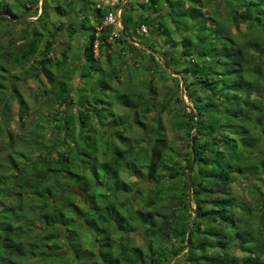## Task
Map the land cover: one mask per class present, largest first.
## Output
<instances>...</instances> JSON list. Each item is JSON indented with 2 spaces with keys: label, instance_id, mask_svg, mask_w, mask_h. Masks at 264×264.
Returning a JSON list of instances; mask_svg holds the SVG:
<instances>
[{
  "label": "trees",
  "instance_id": "16d2710c",
  "mask_svg": "<svg viewBox=\"0 0 264 264\" xmlns=\"http://www.w3.org/2000/svg\"><path fill=\"white\" fill-rule=\"evenodd\" d=\"M40 2L0 0V264H168L184 247L173 264H264V0H164L168 13L136 18L124 3L118 36L90 1L93 21L70 22L90 32L76 91L79 67L52 55L63 26L49 30ZM143 25L180 47L164 65L191 78L193 106L173 120L181 152L162 112L149 123L157 103L114 87L100 64L112 37L139 38Z\"/></svg>",
  "mask_w": 264,
  "mask_h": 264
},
{
  "label": "rangeland",
  "instance_id": "374dc122",
  "mask_svg": "<svg viewBox=\"0 0 264 264\" xmlns=\"http://www.w3.org/2000/svg\"><path fill=\"white\" fill-rule=\"evenodd\" d=\"M14 3L24 0H12ZM45 0H41L39 6H43V2ZM46 10L48 16L46 17L48 20V28L49 30H54L58 25L62 24L63 28L57 33L55 44L53 48V56L56 59L62 60L64 58L63 53L67 52L68 63H66V68L71 69L74 66H78L79 70L74 75V79L72 85L75 88V91L78 90L80 86H82L83 81L81 80V74L83 73V66L85 64V59L83 57V46L84 43L88 40L90 32L80 31L70 32L71 25L70 22H77L81 20H85L86 17H90V20H93L94 17V8L90 7L89 0H46ZM82 4H81V2ZM95 3L101 5L103 7V13L109 12V7L112 5V0H93ZM121 2V0H119ZM145 4L146 10H153L151 12L152 15H157L159 10H161L162 5V13H168L169 6L167 2L164 0H146ZM155 1L157 5H155ZM208 5L209 9L214 7V0H204ZM70 2V4H69ZM141 2V1H140ZM164 2V4H162ZM224 4H221V8H223ZM61 6L60 9L57 7ZM157 7L156 11L154 7ZM207 8V7H206ZM42 9L38 11L37 15H30L29 18L36 19L41 14ZM156 11V12H155ZM33 14V13H31ZM133 14V13H132ZM138 14H134L135 18ZM222 16L227 17V14L222 11ZM226 19V18H225ZM94 24L95 21L93 22ZM106 25V23H104ZM100 28V27H99ZM98 28V29H99ZM144 28H147L144 30ZM143 28L139 29V38L129 40L126 43H120L114 41L112 37L110 40L112 45L110 47H106V51L103 55H100V64L103 67L102 69L105 71L107 77L109 74H112L113 71L116 70L117 75L112 85L114 87L118 86L121 90H124L126 86L131 87L130 90H125L128 95H131V98H135L138 96L139 92L143 93L144 98L148 97L152 100V102L157 103L156 109H153L152 112L147 116L150 119L149 123L157 124V116L162 112V124L164 125L169 138L175 139L180 148L179 152L182 151L184 144L188 140V137L183 131L182 127H175L173 120L176 118H182L181 114L183 112V108L190 109L193 106V102L190 98L191 96V87L187 82L191 79L188 74L181 75L177 74L172 69L166 67L164 65V61L169 57H177L180 53V47L174 46L173 43H166L162 38V35H159L157 32H152L150 28L146 25ZM238 30V34L241 36L247 31L246 24H241L240 28H233V31L236 32ZM46 38L43 42H45ZM148 51H147V50ZM95 51L98 53V48L95 46ZM107 53L112 55V62H109L106 58ZM157 54V58L153 57V55ZM37 58L39 57L36 56ZM27 66H30L28 63ZM20 67L16 66V70ZM54 70H57L56 67ZM59 75V72L57 71ZM182 76V77H181ZM98 77V75H96ZM175 77H180L178 80ZM29 85L32 88L38 90H44L50 88V84L45 80L43 76L34 77L31 76L29 79ZM84 86V85H83ZM151 86L153 87V93L151 91ZM30 89H27L29 91ZM123 91V92H125ZM31 93V91H29ZM172 94H175L177 97L181 96L184 100L183 102H177L176 100L172 102L171 109L163 110L162 103L171 97ZM14 111L18 112V105H14ZM116 111L118 114L123 115L127 110H125L122 106H116ZM132 117L130 121H132ZM138 128V127H136ZM56 129L50 127L49 133L56 135ZM136 134H141L142 131L136 129ZM135 179L134 177H132ZM245 198L249 203L253 202L252 195L253 191L251 190V184L244 182ZM182 255V254H181ZM180 255V256H181ZM178 256V257H180ZM176 259V258H175ZM173 264V263H172Z\"/></svg>",
  "mask_w": 264,
  "mask_h": 264
},
{
  "label": "built area",
  "instance_id": "2783aa9c",
  "mask_svg": "<svg viewBox=\"0 0 264 264\" xmlns=\"http://www.w3.org/2000/svg\"><path fill=\"white\" fill-rule=\"evenodd\" d=\"M101 6V5H98ZM112 9L109 10V13L105 17V23L108 26H112V36H118L122 30V6L119 0H112ZM145 25H143V28ZM147 28H144L146 30ZM97 46V45H96Z\"/></svg>",
  "mask_w": 264,
  "mask_h": 264
},
{
  "label": "crops",
  "instance_id": "0c3cea01",
  "mask_svg": "<svg viewBox=\"0 0 264 264\" xmlns=\"http://www.w3.org/2000/svg\"><path fill=\"white\" fill-rule=\"evenodd\" d=\"M90 1H93V0H89V2ZM141 1V2H140ZM81 2V1H80ZM146 3L147 1L146 0H121V6H123V4L124 3H126L127 4V8H128V13H130V14H132L133 13V15L134 14H141V13H146V12H149V10L148 11H146V9L145 8H143L141 5H140V3ZM81 4H82V2H81ZM137 15V16H138ZM94 19V18H93ZM93 21V20H92ZM79 22V24H78V26L81 24V21H78ZM78 31H80V27L78 28ZM77 31V32H78ZM84 31V30H83ZM81 32V31H80Z\"/></svg>",
  "mask_w": 264,
  "mask_h": 264
},
{
  "label": "water",
  "instance_id": "95a60500",
  "mask_svg": "<svg viewBox=\"0 0 264 264\" xmlns=\"http://www.w3.org/2000/svg\"><path fill=\"white\" fill-rule=\"evenodd\" d=\"M191 170H192V165L190 166V172H191ZM189 185H191V180H189ZM191 197H192V194L190 193V204H191ZM188 244V243H187ZM186 249V247H184L182 250H180L175 256H173L172 257V259L170 260V262L168 263V264H171L172 263V261L176 258V257H178V256H180L183 252H184V250Z\"/></svg>",
  "mask_w": 264,
  "mask_h": 264
}]
</instances>
